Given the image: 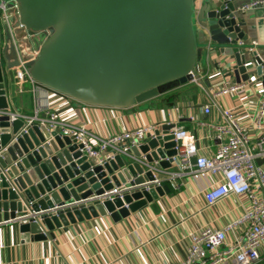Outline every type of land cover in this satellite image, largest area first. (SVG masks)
<instances>
[{"label": "water", "instance_id": "water-1", "mask_svg": "<svg viewBox=\"0 0 264 264\" xmlns=\"http://www.w3.org/2000/svg\"><path fill=\"white\" fill-rule=\"evenodd\" d=\"M0 222L22 238H55L72 224L115 221L171 193L149 165L175 167V122L99 164L61 128L11 115L17 72L87 105L129 108L191 82L207 84V52L233 59L235 81L264 88V50L240 46L235 0H0ZM264 19V8L254 12ZM253 71V72H251ZM11 97V96H10ZM264 164V158L257 159ZM115 187L120 195H106Z\"/></svg>", "mask_w": 264, "mask_h": 264}, {"label": "crops", "instance_id": "crops-1", "mask_svg": "<svg viewBox=\"0 0 264 264\" xmlns=\"http://www.w3.org/2000/svg\"><path fill=\"white\" fill-rule=\"evenodd\" d=\"M247 1L250 0H235L236 5ZM254 12L244 14L248 23L242 27L244 41L256 40L264 46V19L254 18ZM206 56L208 70L202 77L204 81L209 78V86L191 82L129 108L83 104L47 87L36 90L28 78H16L15 91L9 96L11 112L32 116L35 103L42 101L46 106L41 115L54 111L58 118L84 123L100 136L175 122L195 135L204 154L212 155L218 147L215 127L225 122L223 109L232 108L242 125H250L264 88L250 86L238 94L219 95L213 100V93L226 81L235 80L229 70L233 59L218 49L208 50ZM207 104L211 108L209 113L204 110ZM170 171L181 172L177 163ZM163 180L171 187V193L147 209L120 221L107 215L78 222L56 230L55 238L26 240L16 223L0 222V264H180L186 257L192 231L207 224L221 227L237 211L231 201L207 208L202 197L205 179L179 174L169 180L164 174Z\"/></svg>", "mask_w": 264, "mask_h": 264}, {"label": "built area", "instance_id": "built-area-1", "mask_svg": "<svg viewBox=\"0 0 264 264\" xmlns=\"http://www.w3.org/2000/svg\"><path fill=\"white\" fill-rule=\"evenodd\" d=\"M1 8L6 11V4ZM264 8V0H250L239 5L241 13H248ZM240 46L250 49L264 46L256 40L239 41ZM16 78H28L36 90L43 87L29 77L27 71H18ZM258 80H228L225 85L213 93V100L219 95L240 93L248 87L259 86ZM53 91V90H52ZM42 101L34 106V115H11L13 119L21 117L27 124L39 122L51 129L61 128L62 132L74 136L83 144L82 150L89 158L104 164L114 159L116 154H127L131 146L143 143L148 133H152L161 123L146 125L108 136H100L91 131L86 124H74L57 117L54 111L41 115L45 108ZM205 113L211 108L204 106ZM224 124L216 126L218 147L214 154L206 155L201 151L198 140L188 129L178 124L173 127L176 163L180 173L163 170L149 165L155 173L156 184H163V175L174 180L180 175H189L195 180L205 179L202 197L207 208L222 201H231L236 215L223 226L207 224L190 233V244L186 257L180 264H264V164H258V158H264V96L260 99L255 117L250 125H242L234 115L232 108H224ZM122 188L115 187L106 195L122 193ZM240 209V211H238ZM229 235L232 238L229 239Z\"/></svg>", "mask_w": 264, "mask_h": 264}]
</instances>
